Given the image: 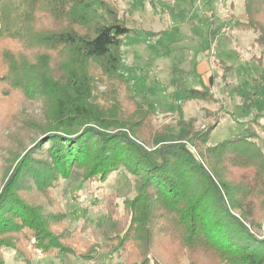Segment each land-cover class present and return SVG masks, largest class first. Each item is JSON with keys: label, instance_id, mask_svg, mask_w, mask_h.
<instances>
[{"label": "trees", "instance_id": "obj_1", "mask_svg": "<svg viewBox=\"0 0 264 264\" xmlns=\"http://www.w3.org/2000/svg\"><path fill=\"white\" fill-rule=\"evenodd\" d=\"M237 16L234 26L263 43L264 0H244ZM131 31L105 0H0V130L23 122L25 103L44 104L42 118H32L41 138L24 155L15 150L0 188V264L6 248L23 264H33L35 252L85 256L71 244L77 229H51L55 217L18 192L24 181L44 190L73 166L88 184L121 169L132 176L133 194L114 202L107 230L123 264H264V149L249 127L255 116L238 135L210 143L225 112L207 109L214 122L165 138L170 124L154 122L151 106L132 93L121 50ZM202 85L182 97L217 100ZM253 94L242 93L245 110Z\"/></svg>", "mask_w": 264, "mask_h": 264}, {"label": "rangeland", "instance_id": "obj_2", "mask_svg": "<svg viewBox=\"0 0 264 264\" xmlns=\"http://www.w3.org/2000/svg\"><path fill=\"white\" fill-rule=\"evenodd\" d=\"M105 1L113 3L119 16L134 28L124 35L122 61L131 69L135 98L151 106L154 122L170 124L165 138L171 141L188 128L214 122L206 110L218 109L225 116L211 133L210 143L238 135L245 120L255 116L249 127L257 132V141L264 149V42L255 41L256 31L234 26L244 10V0ZM199 63L207 67L202 72ZM225 65L230 69L225 70ZM203 83L210 85L217 100L182 97L184 90L201 88ZM97 86L105 90L101 83ZM245 91L254 93V106L248 110L242 106ZM119 97L121 106L130 110L123 90ZM43 106L41 98L32 99L20 108L22 123H8L0 130V188L6 170L14 168L15 150L24 155L41 138L32 118H42ZM24 182L19 194L30 203L41 204L55 217L51 229H77L79 233L71 244L85 254L35 252L33 264H123L124 256L108 248L107 230L114 220V202L133 194L129 173L121 169L111 173L102 185L88 184L81 181L79 169L73 166L66 178H58L44 190L26 187ZM58 215L61 218L56 219ZM258 234L262 236V230ZM3 254L4 264H23L14 249H3Z\"/></svg>", "mask_w": 264, "mask_h": 264}, {"label": "crops", "instance_id": "obj_3", "mask_svg": "<svg viewBox=\"0 0 264 264\" xmlns=\"http://www.w3.org/2000/svg\"><path fill=\"white\" fill-rule=\"evenodd\" d=\"M200 64V63H199ZM197 65L198 66V69L202 72L204 69H206V65L203 63V64H200V65ZM205 67V68H204ZM204 68V69H203Z\"/></svg>", "mask_w": 264, "mask_h": 264}]
</instances>
